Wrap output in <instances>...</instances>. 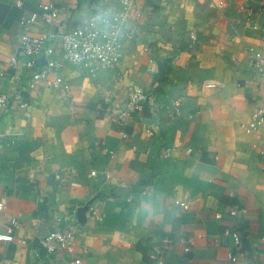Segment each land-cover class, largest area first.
Here are the masks:
<instances>
[{"label":"crops","instance_id":"crops-1","mask_svg":"<svg viewBox=\"0 0 264 264\" xmlns=\"http://www.w3.org/2000/svg\"><path fill=\"white\" fill-rule=\"evenodd\" d=\"M224 1L214 10L207 0H137L130 15L137 31L118 65L91 76L68 64V94L43 85L22 92L28 115L16 108L0 115V199L7 200L0 233L19 220L13 241H0V264H70L62 253L48 259L39 242L64 219L75 255L85 251L81 264H157L160 253L163 264H264V124L251 134L241 128L264 101V79L248 67L249 48L264 56V11L251 22L239 12L264 0ZM81 2L0 0V94L26 83L28 72L9 66L20 37L47 33L42 24L22 28V15L53 3L76 24ZM138 87L157 94L158 110L145 106L118 122L114 110ZM100 144L115 154L104 155ZM149 186L180 209L178 220L149 225L133 217L132 193ZM235 206L241 210L232 216ZM233 229L242 240L234 263L224 234Z\"/></svg>","mask_w":264,"mask_h":264},{"label":"built area","instance_id":"built-area-1","mask_svg":"<svg viewBox=\"0 0 264 264\" xmlns=\"http://www.w3.org/2000/svg\"><path fill=\"white\" fill-rule=\"evenodd\" d=\"M209 6L214 10H221L225 6L224 0H207ZM122 10L131 15L134 4L137 0H119ZM264 11V3L261 2L258 8L241 6L239 8L240 14L244 17L246 22H251L257 13ZM136 18L142 16L141 12L135 14ZM264 23V16L262 17ZM22 28L42 24L46 26L47 33L45 36H31L23 34L19 40V54L11 56L9 59V66L17 70L22 66L28 72L26 83L24 86L15 90L12 93L0 94V115L11 111L13 108L24 111L28 115L29 104L24 99L22 92L31 94L40 86H48L57 90L61 95L69 93V84L63 79L62 70L66 65H74L77 67L86 68L91 76H94L101 67H114L118 65L122 58L123 46L116 50H111L107 46H100L99 43L91 40L86 33L78 35L77 32L79 23L73 24L61 18L59 10L53 3H46L41 5L38 10L25 12L19 22ZM132 35L128 37L130 39ZM71 42V43H70ZM72 45H75L73 47ZM39 57L44 59L41 64L37 60ZM152 63V60H149ZM248 67L253 69L256 74L264 79V56L261 52L252 48L248 49ZM10 79V78H9ZM208 87V85L206 86ZM155 88V86H153ZM157 94L148 88L138 87L133 89L126 101L124 107H119L114 110L115 118L118 122L123 123L132 117L141 114L145 106H149L152 111L158 110ZM177 106L178 103L174 102ZM262 124H264V101L258 103L247 123L241 124L242 130L246 134H251L256 131ZM3 134L0 132V138ZM127 135L123 134L122 138ZM101 152L112 157L115 154L113 149H109L105 145L100 144ZM170 149L166 147L163 156L169 157ZM191 150H187L190 153ZM263 154V152H262ZM91 176L95 177L96 173L91 172ZM106 179L109 174H105ZM7 200L0 199V215L6 209ZM182 205V204H181ZM184 209L187 206L182 205ZM241 210L239 206L233 207L230 214L236 216L237 212ZM67 223L65 227L54 232H49L42 236L40 245L45 250L48 259L55 254L62 253L71 256L70 264H81L82 254L76 256V236L73 228L69 225V220L64 219ZM19 226L18 218H11L6 226L4 233H0V241L11 243L14 239V232ZM226 237L232 241L230 261L236 262L238 256L241 255L240 245L242 243L241 236L238 231H225ZM19 244L25 246L26 240H19ZM189 251V247L185 248ZM157 264L164 263V256L160 253L156 257ZM23 264V263H14ZM249 264H254L250 262Z\"/></svg>","mask_w":264,"mask_h":264},{"label":"clouds","instance_id":"clouds-1","mask_svg":"<svg viewBox=\"0 0 264 264\" xmlns=\"http://www.w3.org/2000/svg\"><path fill=\"white\" fill-rule=\"evenodd\" d=\"M75 16L79 26L74 36L86 33L91 40L111 50L121 48L137 31L134 20L116 0H82ZM131 200L133 217L144 224L167 225L180 218V209L174 203H166L163 192L153 186L132 193Z\"/></svg>","mask_w":264,"mask_h":264}]
</instances>
